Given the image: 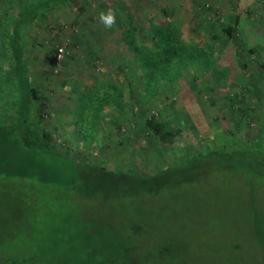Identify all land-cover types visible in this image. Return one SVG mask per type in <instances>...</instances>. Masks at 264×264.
Masks as SVG:
<instances>
[{"label": "rangeland", "instance_id": "1", "mask_svg": "<svg viewBox=\"0 0 264 264\" xmlns=\"http://www.w3.org/2000/svg\"><path fill=\"white\" fill-rule=\"evenodd\" d=\"M256 2L261 0H87L81 12L63 5L44 23L30 27L23 34L29 74L49 102L46 124L58 150L68 148L72 157L140 172L171 160L188 163L169 179L170 187L131 197L78 195L74 169L67 165L57 183L0 180V258L35 253L69 263L80 261L87 245L98 244H132L155 256L157 247L167 243L173 247L172 254L163 256L169 264H264V160L258 159L254 145L247 155L219 157L200 138L220 148L229 141L224 134L229 127L236 137L228 147L245 145L257 122L246 112L253 107L254 114L264 115V44L247 56L238 53L244 34L233 40L212 37L205 11L211 7L225 21L227 14L240 10L262 17ZM168 3L180 37L202 45L208 55L181 67L175 80H159L158 92L145 93L143 70L134 64L127 44L118 40V30L111 28L115 23L106 27L100 13L111 7L121 15L129 11L134 23L148 31V14L154 10L157 15ZM63 43L66 55L57 60L55 50ZM209 64L223 69L218 79ZM86 85L93 89L87 94L99 97L95 103L117 91L112 85L123 90L127 102L118 109L105 104L96 114L95 133L82 139L73 121ZM90 113L84 114V129L89 128ZM151 114L176 126L174 144L144 134L141 123ZM193 141L198 153L191 149L186 154L184 145Z\"/></svg>", "mask_w": 264, "mask_h": 264}, {"label": "trees", "instance_id": "2", "mask_svg": "<svg viewBox=\"0 0 264 264\" xmlns=\"http://www.w3.org/2000/svg\"><path fill=\"white\" fill-rule=\"evenodd\" d=\"M86 1L0 0V180L6 182L23 178L45 184L57 183L61 180L59 176L61 167L67 165L74 169L75 193L84 197L97 194L131 197L137 192L139 194L158 193L170 187L169 179L177 172H183L185 164L188 163L187 160H171L165 166L150 172L112 168L103 160L95 161L90 158L82 160L72 157L68 154V148L63 151L58 150L53 129L48 123L46 124L45 116L49 110V102L38 91V87L29 74L30 64L23 34L30 27L44 23L52 10L68 5L77 8V12H81ZM170 5L171 3L162 5L157 15L154 10H151L147 16L148 31L134 23L129 11H121L124 13L121 15L120 10L114 9L115 25L111 28L118 30V40L127 44L135 60L134 64L143 70L145 82L143 92L145 93L158 92L159 80L165 79L168 82L175 80L182 74L181 67L191 65L195 59H204L208 55L202 45L187 44L180 37V29L170 15ZM205 8L208 18L211 19L209 25L212 37L233 40L237 34H244L245 40L242 41L245 45L242 46V41L240 42L241 50H236L238 53L247 56L255 48L264 44V23H259L256 16L249 14V10L229 13L227 14L229 20L225 21L216 18L215 11L211 10V7ZM245 64V62L241 63L242 66ZM209 66L208 69L213 77L217 78L223 72L220 66L212 67L210 64ZM112 86L117 88V91L98 103L94 101V98L99 99L97 95L93 98L91 93L87 94V91L93 90L89 85H86L85 91L79 92L80 106L77 117L73 121L78 138H87L88 134L95 133L91 129H93L96 114L103 112L105 104H113L117 109L126 105L127 100L124 98L123 90L116 85ZM234 99H236L235 95L231 97V100ZM252 108L250 112H246V116L257 120L255 131L253 135L250 134L251 140L249 139L245 145L229 148L227 143L236 137L229 127L224 131L229 141L220 148H212L205 136H200L201 140L209 146L210 153H215L219 157L247 155L249 153L247 148L254 145L258 159L264 160V144L261 137L264 134V115L254 114ZM85 112H91L87 129L82 128ZM240 117L243 118V113ZM112 119L116 121L115 116ZM141 124L147 130L144 134L152 133L167 145L176 142V126L160 119L157 114L145 117ZM195 142L197 143L193 141L184 145L186 154L192 152L187 153L191 149H195L198 153V149L194 146ZM65 146H67L66 139ZM136 228L137 232L142 226L139 225ZM96 248L87 245L80 261L61 264H169L170 262H167L163 256L172 254L173 251L171 244L167 243L157 247L155 256L151 255L152 253L139 252L137 246L132 244H123L120 248L98 244ZM0 264L59 263L33 253L8 255L0 258Z\"/></svg>", "mask_w": 264, "mask_h": 264}, {"label": "clouds", "instance_id": "3", "mask_svg": "<svg viewBox=\"0 0 264 264\" xmlns=\"http://www.w3.org/2000/svg\"><path fill=\"white\" fill-rule=\"evenodd\" d=\"M100 20L106 27H110L115 23V12L111 8L107 12L100 13Z\"/></svg>", "mask_w": 264, "mask_h": 264}, {"label": "built area", "instance_id": "4", "mask_svg": "<svg viewBox=\"0 0 264 264\" xmlns=\"http://www.w3.org/2000/svg\"><path fill=\"white\" fill-rule=\"evenodd\" d=\"M67 52V46L66 43H63L59 45L55 50V57L57 60H61L65 57Z\"/></svg>", "mask_w": 264, "mask_h": 264}, {"label": "crops", "instance_id": "5", "mask_svg": "<svg viewBox=\"0 0 264 264\" xmlns=\"http://www.w3.org/2000/svg\"><path fill=\"white\" fill-rule=\"evenodd\" d=\"M248 2V3H250V2H253V0H245V2ZM255 1V0H254ZM257 4H259V7H258V10H260L261 11V15H262V17H260V16H256L257 18H258V21H259V19H260V21H259V23H264V0H261V2H256ZM229 20V19H228Z\"/></svg>", "mask_w": 264, "mask_h": 264}]
</instances>
